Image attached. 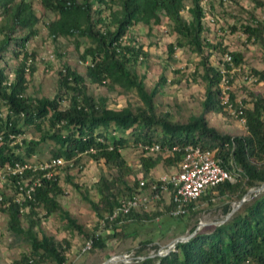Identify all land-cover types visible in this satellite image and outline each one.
I'll use <instances>...</instances> for the list:
<instances>
[{
    "label": "trees",
    "instance_id": "trees-1",
    "mask_svg": "<svg viewBox=\"0 0 264 264\" xmlns=\"http://www.w3.org/2000/svg\"><path fill=\"white\" fill-rule=\"evenodd\" d=\"M39 2L45 10L55 14V18L47 23L48 35L53 39L73 38L77 49L84 42L80 58L88 61V64L85 75L79 74L67 64L58 71L60 90L69 93L68 103L64 108L60 107L62 96L59 93L52 98L45 96L31 98L26 95V75L28 70L30 74L34 71L27 66L26 52H23L20 64L12 71L13 77L10 80L0 68V111L3 108L8 110L4 116H0V167L29 160L36 154L37 147L48 141L53 142L52 156L77 162L76 157L86 153L94 161L103 160L108 174L101 175L98 180L96 188L98 200H93L86 194L84 199L100 219L107 216L104 221L112 227V231L104 235L97 232V228L85 231L58 201V197L63 194L59 176L42 178L41 185L34 193V201L26 199L23 202V206L29 205L25 212L20 210L21 205L14 202L11 196L1 194L0 212L7 216L8 229L23 237L30 249L28 253L14 259L11 264H65L67 260L65 253L70 249V242L67 239L57 240L42 230H39V234L34 230L41 224L37 215L38 207L43 208L45 217L58 214L60 219L65 221V230L77 231L85 238L91 239L92 245L89 249L91 252L105 249L107 239L135 237V231H128L130 223L137 221L143 224L141 219L144 218L153 221L154 217L159 215L157 211L149 215L132 210L126 215L119 214L111 221L108 216L122 198L135 191L139 182L138 172L143 173V177L147 179L146 185L149 186L155 182V179L149 176L153 168L161 162L174 164L178 161L179 153L162 156V151L173 145L193 144L203 149L214 150L226 167H232L230 164L232 161L242 173L238 182L224 181L197 200H211L212 191L239 199L248 187L264 182L262 95L251 92V105L243 108L245 134L233 136L223 134L208 124L206 114L223 113L225 106L220 100L222 75L219 66L212 65L209 61V51L218 47L202 36L204 31L202 0H39ZM185 10L188 18L182 14ZM1 16L3 22L0 32L3 36L0 40V60L3 59L5 52L10 50L11 44L24 48L30 38L37 35L35 26L40 20L33 8L32 0H0ZM163 19H166L167 31L175 35V42L168 44L170 53L176 47H188L201 56L199 62L201 71L197 66L193 74L204 83L202 111L197 115H191L183 123L174 121L168 113L156 112L154 98L159 92V87L166 83V77L161 75L156 84L148 90L144 81L145 76L138 75L135 70L141 61L139 57L144 54L141 46L133 41L121 46V40L131 26L139 23L147 26L159 25ZM261 25L242 24L241 29L248 34V38L262 41ZM18 27L21 32L14 36ZM11 50L16 56L22 53L16 52L13 47ZM229 53L233 65L238 66L242 62V54ZM225 67L230 66L226 64ZM252 72L257 81H264V68L252 69ZM86 78L93 84H102L108 80L110 84L126 91H135L142 104L135 108L131 106L112 108L105 97L95 96L88 91ZM228 97L235 106H238L232 92H228ZM44 120H47L48 128L42 130ZM28 126L37 129L38 138L16 142L15 138ZM112 130L119 132L117 139L111 138ZM124 132L135 144L160 145L161 150L156 152L158 153L156 155H146L142 152L138 171L127 165L121 155L120 149L123 148L126 138L120 134ZM89 149H94V152ZM40 173L38 171L35 175ZM25 174L30 175L31 172ZM131 176L134 178L133 181H130ZM66 180L79 189L71 177L68 176ZM160 199L158 200L161 201ZM197 200L189 201L186 210L191 211ZM172 206L169 205L170 208ZM222 208L225 213L230 211L229 204ZM182 216L184 215L177 218ZM24 222L26 226H23ZM149 242L151 240H144L136 250L137 254L134 255L136 260L127 264H242L247 259L256 264H264V189L256 197L242 203L211 231L196 232L188 240L178 242L175 250L165 255L147 256L149 253L145 247ZM157 247V245L152 247L155 252ZM139 256L145 257L139 259Z\"/></svg>",
    "mask_w": 264,
    "mask_h": 264
},
{
    "label": "rangeland",
    "instance_id": "rangeland-1",
    "mask_svg": "<svg viewBox=\"0 0 264 264\" xmlns=\"http://www.w3.org/2000/svg\"><path fill=\"white\" fill-rule=\"evenodd\" d=\"M32 3L35 12L40 17L35 26L37 35L30 38L22 49L11 44L16 52L22 53L16 56L10 47V50L6 51L3 59L0 60V68L5 71L10 80L13 77L12 71L20 64L23 52H26L28 54L27 66L34 70L32 74L28 70L26 75V95L31 98L40 96L52 98L59 93L62 96L60 107L64 108L67 106L69 93L60 90L58 71L64 68V64H67L79 74L85 75L88 61L80 58L85 43L79 40L82 43L77 49L73 38L57 37L53 39L50 37L47 23L55 18V14L45 10L39 0H32ZM202 6L204 8L202 36L218 47V49L209 51L210 63L223 66L224 53L240 52L242 54V62L238 66L233 65L228 73L230 81L223 97H227L228 92H232L236 103L246 108L251 105V92L259 93L264 98V81L244 79L246 74H253L252 69L262 70L264 68V0H202ZM182 14L188 18L186 10ZM1 18L2 16L0 17V28L3 22ZM257 22L262 24V41L248 38V34L241 29L242 24L256 26ZM20 32L18 27L14 36H18ZM2 36L3 34L0 32V40ZM129 41L140 45L144 52L139 57L141 61L136 65L135 70L138 75L145 76L144 81L148 90L156 84L161 75L166 77V83L159 87V92L154 98L156 112L158 114L168 113L174 121L182 123L186 122L191 115L201 113L204 83L193 74L197 66L200 69L201 56L188 47H176L172 53L168 51V44L175 42V35L167 31L166 19H163L159 25L147 26L139 23L131 26L121 40V46ZM206 52L204 53L206 54ZM85 82L89 92L95 96L105 97L108 105L112 108L123 106L135 108L142 104L135 91H126L119 86L110 84L108 80L102 84H93L86 78ZM224 110L223 113L209 112L206 114L209 126L223 134L232 136L245 134L244 123L231 115L228 109ZM47 123V120H44L41 125L42 130L48 128ZM23 131L18 137L20 140L36 139L39 136L34 126L24 127ZM121 134L120 136L126 138L123 148L120 149L121 155L127 165L138 171L139 157L142 155L139 147L141 143L135 144L125 132ZM116 136H119V132H116ZM52 147V141L38 146L36 154L31 156L29 161L32 163L47 161L52 157ZM156 154L158 153H153V155ZM167 155L166 151H162L163 157H167ZM76 158H78L77 162L71 160L58 170L59 185L63 190L58 201L62 208L83 226L85 231L97 228V232H101L103 235L109 234L112 227L104 221L107 216L100 219L84 199L86 194L93 200H98L96 188L100 176L108 174L106 165L103 160H92L86 153ZM176 168L177 162L174 164L161 162L150 171L149 176L158 179L163 174L173 172ZM4 172L5 170L0 167V196L4 193L14 198L15 187ZM68 176L78 184L79 189L66 180ZM142 176L143 173L138 172L139 180ZM133 179L131 176L130 181ZM212 196L214 197L213 201L199 199L191 211H186L184 216L177 218L170 214L169 194L164 191L161 201L150 202L135 210L149 215L156 211L159 213L153 221L144 218L141 219L143 224L137 221L130 223L128 231H135V237L107 239L106 248L94 252L83 250L85 242L88 240L85 236L80 235L77 231L65 230V221L61 220L58 214L45 217L42 207L37 208V215L41 220L40 227L34 230L37 234H39V230H42L48 235H53L57 240L65 238L70 242V249L65 253L67 258L65 264H102L104 262H106L105 264H127L128 262L119 258L124 254L134 257L137 254V248L144 240H151L145 247L149 253L153 250L154 245H157V248L166 246L178 236L188 235L191 230L209 232L213 227L220 225L226 220L225 216L227 215L222 207L229 204L231 212L232 203L238 199L222 196L217 192L214 194L211 192L210 198ZM199 220L206 223L200 229L197 228ZM22 224L26 226L25 222ZM29 250L25 239L8 229L7 216L0 212V264H11L14 259L19 258L23 253H28ZM153 252L155 251L153 250ZM113 256L115 257L114 261L107 262Z\"/></svg>",
    "mask_w": 264,
    "mask_h": 264
},
{
    "label": "built area",
    "instance_id": "built-area-1",
    "mask_svg": "<svg viewBox=\"0 0 264 264\" xmlns=\"http://www.w3.org/2000/svg\"><path fill=\"white\" fill-rule=\"evenodd\" d=\"M222 64L223 66H219V71L222 75L220 81V100L225 108L229 110L231 115L239 118V120L244 123L245 119L242 105L239 104L238 106H235L234 103L229 100L228 96L225 98L223 97L226 89H228V73L233 66V60L230 53H224ZM226 64L230 67L226 68ZM244 79L257 80V77L254 74H246ZM7 112L8 110L6 108L1 109L0 116H4ZM10 113H12V111H10ZM21 115H23V113H21ZM61 123L63 122L61 121ZM111 132V138L115 137L117 139L116 132L118 131L112 130ZM13 136L14 135H11V137ZM99 140H102V138H99ZM15 141L20 142V138L18 139L17 136ZM139 147L146 155L161 150L160 145L157 143L139 144ZM89 151L94 152V149H89ZM165 151L171 156L175 153H179L177 168L173 172L163 174L158 179H155V182L149 186L146 185L147 179L143 176L142 178L140 177L141 179L139 180L135 191L131 195L122 198L119 205L112 211V214L108 216L110 221L116 219L119 214L126 215L132 210H137L146 206L150 202L157 201L162 197L164 191L169 194V204L173 205L170 209V214L177 217L185 214L187 211L186 206L189 201L197 200L208 190L216 187L224 181L236 183L242 177L241 171L233 165L232 161H230L232 167H226L221 157L217 156L214 150L203 149L200 146L193 144H177L167 148ZM70 161L71 160L64 159L60 156H52L47 161H35L32 163L27 160L22 163L15 162L2 167L5 170L4 174H6L10 178L12 184H14L16 193L13 201L21 205L20 210L27 211L29 205L23 206V202L26 199L34 201V193L37 187L41 185L42 178L50 179L55 175H58V170H60L65 163ZM38 171L41 173L35 175ZM25 172H31V174L26 175ZM12 176H14V179H12ZM263 183L264 182H260L248 187L246 193L241 196L242 203L259 195L264 189V186L262 185ZM214 192L215 191H212L213 194ZM213 200L214 197L212 196L211 201ZM242 203H240L239 199L234 201L232 203V210L235 211V208L239 207ZM228 213H230V211ZM228 213L225 216V219L228 218ZM205 224L206 223L203 222V220H199L197 228L200 229ZM176 244L177 243L170 242L166 246L159 247L155 253L158 252L159 255H165L168 252L175 250ZM91 245L92 240H86L83 250H89ZM149 253L155 254L153 251ZM144 257L145 256H139L138 258L143 259ZM114 259L115 257L113 256L110 258V261H114ZM119 259L128 263L136 260L135 257H128L126 254L122 255ZM242 264L256 263L247 259Z\"/></svg>",
    "mask_w": 264,
    "mask_h": 264
},
{
    "label": "water",
    "instance_id": "water-1",
    "mask_svg": "<svg viewBox=\"0 0 264 264\" xmlns=\"http://www.w3.org/2000/svg\"><path fill=\"white\" fill-rule=\"evenodd\" d=\"M262 185L264 186V183H263ZM245 193H246V191H245L243 194H245ZM239 201H240V203H242V198H240ZM233 212H234V210H232L230 213H228V217H229ZM196 232H197V231H193V232L189 233L188 235H181V236H178L177 238H175V239L172 240L171 242H172V243H178V242L181 241V240H187V239H189L192 235H194ZM158 255H159V253L157 252V253H155V254L149 253L147 256H158ZM109 261H110V259H108L107 262H109ZM105 263H106V262H104V263H102V264H105Z\"/></svg>",
    "mask_w": 264,
    "mask_h": 264
}]
</instances>
